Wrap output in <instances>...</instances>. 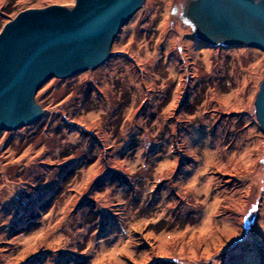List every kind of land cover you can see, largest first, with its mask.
I'll return each instance as SVG.
<instances>
[{
	"label": "rangeland",
	"instance_id": "374dc122",
	"mask_svg": "<svg viewBox=\"0 0 264 264\" xmlns=\"http://www.w3.org/2000/svg\"><path fill=\"white\" fill-rule=\"evenodd\" d=\"M188 1L145 0L0 130V264H264V51L201 39ZM52 4L0 0V31Z\"/></svg>",
	"mask_w": 264,
	"mask_h": 264
},
{
	"label": "water",
	"instance_id": "95a60500",
	"mask_svg": "<svg viewBox=\"0 0 264 264\" xmlns=\"http://www.w3.org/2000/svg\"><path fill=\"white\" fill-rule=\"evenodd\" d=\"M144 2L75 0L72 7L28 8L6 22L0 31V130L31 123L42 114L35 96L48 79L102 64L119 30ZM187 12L201 39L264 51V0H197ZM255 106L264 133V80Z\"/></svg>",
	"mask_w": 264,
	"mask_h": 264
},
{
	"label": "flooded vegetation",
	"instance_id": "af4514ba",
	"mask_svg": "<svg viewBox=\"0 0 264 264\" xmlns=\"http://www.w3.org/2000/svg\"><path fill=\"white\" fill-rule=\"evenodd\" d=\"M195 1H197V0H189L188 1V4H187V7H186V13L188 14V9L190 8V6H191V4L193 3V2H195ZM188 16V18L191 20V21H193V23L195 24V27H196V32H197V35L200 33V28L198 27V25H197V23L196 22H194V20L191 18V16L190 15H187ZM231 43H236V42H227V44H231Z\"/></svg>",
	"mask_w": 264,
	"mask_h": 264
}]
</instances>
